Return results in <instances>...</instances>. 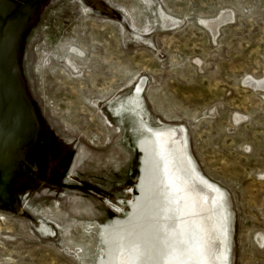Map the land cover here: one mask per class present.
<instances>
[{"label":"rangeland","instance_id":"1","mask_svg":"<svg viewBox=\"0 0 264 264\" xmlns=\"http://www.w3.org/2000/svg\"><path fill=\"white\" fill-rule=\"evenodd\" d=\"M1 2L21 101L0 86V139L33 132L0 159V264H116L125 235L156 241L159 163L123 110L141 82L144 120L184 126L226 194L229 264H264V0Z\"/></svg>","mask_w":264,"mask_h":264},{"label":"bare ground","instance_id":"2","mask_svg":"<svg viewBox=\"0 0 264 264\" xmlns=\"http://www.w3.org/2000/svg\"><path fill=\"white\" fill-rule=\"evenodd\" d=\"M12 7L8 2H1L0 12L6 13ZM222 22L217 20L206 25L215 30ZM15 32L14 26H10L0 55V86L10 108L20 102L14 62ZM249 81L253 88L264 89V77ZM141 89L142 82L133 95L126 98L128 105L123 110L136 119V132L152 147L159 163L161 197L155 226L156 241L149 232L138 237L133 233L123 235L116 264H229L230 221L225 192L196 170L188 151L184 126L152 128L144 120ZM32 132L33 127L27 122L18 137L1 138L0 159L7 160L10 151L26 142Z\"/></svg>","mask_w":264,"mask_h":264},{"label":"water","instance_id":"3","mask_svg":"<svg viewBox=\"0 0 264 264\" xmlns=\"http://www.w3.org/2000/svg\"><path fill=\"white\" fill-rule=\"evenodd\" d=\"M18 94H19V100L21 101V99H20V92H19V85H18ZM0 98H1V96H0Z\"/></svg>","mask_w":264,"mask_h":264},{"label":"flooded vegetation","instance_id":"4","mask_svg":"<svg viewBox=\"0 0 264 264\" xmlns=\"http://www.w3.org/2000/svg\"><path fill=\"white\" fill-rule=\"evenodd\" d=\"M9 3V2H8Z\"/></svg>","mask_w":264,"mask_h":264}]
</instances>
